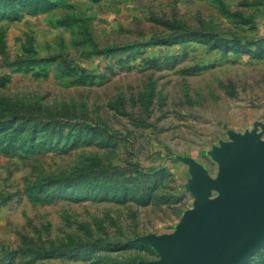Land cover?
I'll use <instances>...</instances> for the list:
<instances>
[{
    "label": "rangeland",
    "instance_id": "374dc122",
    "mask_svg": "<svg viewBox=\"0 0 264 264\" xmlns=\"http://www.w3.org/2000/svg\"><path fill=\"white\" fill-rule=\"evenodd\" d=\"M11 119L0 264H157L264 152V0H0Z\"/></svg>",
    "mask_w": 264,
    "mask_h": 264
},
{
    "label": "water",
    "instance_id": "95a60500",
    "mask_svg": "<svg viewBox=\"0 0 264 264\" xmlns=\"http://www.w3.org/2000/svg\"><path fill=\"white\" fill-rule=\"evenodd\" d=\"M248 160L228 175L222 193L209 202L204 183L195 190L196 208L157 264H241L264 243V152L249 148Z\"/></svg>",
    "mask_w": 264,
    "mask_h": 264
},
{
    "label": "trees",
    "instance_id": "16d2710c",
    "mask_svg": "<svg viewBox=\"0 0 264 264\" xmlns=\"http://www.w3.org/2000/svg\"><path fill=\"white\" fill-rule=\"evenodd\" d=\"M17 121V119H11V120H6V121H0V127H5L7 124L12 123L13 121ZM26 121H23L25 123Z\"/></svg>",
    "mask_w": 264,
    "mask_h": 264
},
{
    "label": "bare ground",
    "instance_id": "6f19581e",
    "mask_svg": "<svg viewBox=\"0 0 264 264\" xmlns=\"http://www.w3.org/2000/svg\"><path fill=\"white\" fill-rule=\"evenodd\" d=\"M262 144H264V143H262Z\"/></svg>",
    "mask_w": 264,
    "mask_h": 264
}]
</instances>
